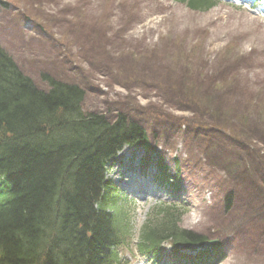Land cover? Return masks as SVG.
Returning a JSON list of instances; mask_svg holds the SVG:
<instances>
[{
	"label": "rangeland",
	"instance_id": "1",
	"mask_svg": "<svg viewBox=\"0 0 264 264\" xmlns=\"http://www.w3.org/2000/svg\"><path fill=\"white\" fill-rule=\"evenodd\" d=\"M12 2L0 9V43L38 86L44 87L39 73L47 70L84 85L86 111L115 115L118 107L136 114L154 108L176 125L173 132L157 122L160 133L168 131L160 153L170 173L175 153L184 160L189 144L197 157L206 152L210 168L224 177L207 184L202 166L180 164L181 190L173 197L158 190L137 200L129 215L131 234L138 235L152 207L175 202L189 211L180 228L225 240L215 264H264V5L245 9L226 2L192 12L170 0ZM190 78L200 82V93H193L201 106L188 96ZM208 79L213 86L202 84ZM179 120L206 129L205 144L196 146L195 130L181 131ZM145 121L150 131L154 120ZM131 154L129 149L123 158ZM143 156L139 150L133 161ZM127 180L129 175L122 188H129ZM227 190L234 205L220 210ZM135 238L120 255L129 264H153L139 253Z\"/></svg>",
	"mask_w": 264,
	"mask_h": 264
},
{
	"label": "trees",
	"instance_id": "2",
	"mask_svg": "<svg viewBox=\"0 0 264 264\" xmlns=\"http://www.w3.org/2000/svg\"><path fill=\"white\" fill-rule=\"evenodd\" d=\"M188 5L205 10L211 4L189 0ZM42 78L47 90L25 78L0 49V192L10 193L0 206V264H121L113 249L124 244L128 228L124 213L114 206L104 166L125 144L149 145L142 120L170 123L161 112L145 107L137 116L120 113L111 126L84 111L85 93L78 85ZM226 80L222 84L227 88ZM187 82L188 96L198 100L200 82ZM202 84L213 86L214 81ZM189 125L202 144L196 125ZM232 201L229 193L226 208ZM173 218L171 207H160L141 233L142 245L159 261L162 240L171 239L174 258L182 256V249L206 243L203 235L179 229ZM210 252L199 254V264L211 261Z\"/></svg>",
	"mask_w": 264,
	"mask_h": 264
}]
</instances>
